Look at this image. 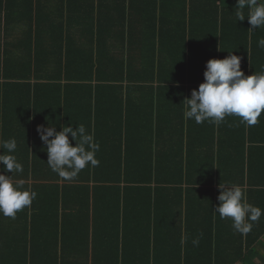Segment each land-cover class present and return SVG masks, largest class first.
<instances>
[{
  "label": "trees",
  "instance_id": "16d2710c",
  "mask_svg": "<svg viewBox=\"0 0 264 264\" xmlns=\"http://www.w3.org/2000/svg\"><path fill=\"white\" fill-rule=\"evenodd\" d=\"M57 1L54 13L68 17L70 0ZM97 1L81 0L72 11L81 19L77 40L60 32L56 19L50 34L42 33L40 2L0 0V141L16 139L24 172L14 179L37 192L15 218L0 214V264H264V214L241 235L213 211L220 182L242 186L248 202L264 210V112L250 127L233 116L210 123L217 126L218 155L198 168L189 151L165 150L158 121V110H182L186 124L182 100L203 82L210 58L233 51L246 75L264 72L257 44L264 28L237 21L236 0H148L144 14L135 13L134 0ZM179 2L174 14L166 12ZM20 13L29 34L14 37ZM138 16L151 28L142 37ZM72 109L82 110L79 123L99 144L100 163L66 181L49 168L36 129L49 121L59 131ZM98 110H115L112 130H98ZM137 122L147 131L140 160L128 136ZM172 196L179 217L159 205ZM206 200V213L197 215Z\"/></svg>",
  "mask_w": 264,
  "mask_h": 264
},
{
  "label": "clouds",
  "instance_id": "9594fccd",
  "mask_svg": "<svg viewBox=\"0 0 264 264\" xmlns=\"http://www.w3.org/2000/svg\"><path fill=\"white\" fill-rule=\"evenodd\" d=\"M247 9V14H245ZM237 21L246 18L250 30L264 28V0H236ZM264 49V38L257 42ZM241 57L229 52L224 58H210L203 72L204 80L191 90L183 101V117L196 124L206 121L219 125L227 117H238L240 123L254 126L264 112V72L246 75L241 67ZM57 123L37 125V134L47 152L49 168L60 178L71 181L86 167L99 166L96 153L99 144L82 124L60 126ZM72 141H75L73 145ZM0 214L15 218L17 213L31 206L37 192L25 188L23 179L14 177L24 172L23 165L14 154L17 141L10 138L0 141ZM219 203L213 210L220 219H230L232 228L241 235L249 233L253 222H258L264 210L250 204L246 190L235 183H219ZM199 244V237L192 241Z\"/></svg>",
  "mask_w": 264,
  "mask_h": 264
},
{
  "label": "crops",
  "instance_id": "0c3cea01",
  "mask_svg": "<svg viewBox=\"0 0 264 264\" xmlns=\"http://www.w3.org/2000/svg\"><path fill=\"white\" fill-rule=\"evenodd\" d=\"M36 1L40 2L41 4L42 19H41L40 27H41L42 33L46 34V36L49 35L50 34L49 33L50 22L53 19L54 20L56 19L58 21L57 27L60 29V32L63 31L65 35L69 34L75 37L77 40L81 39V37L83 36L81 27L77 24L79 20H81L80 15L74 16L72 12V11L76 12L77 10L82 8L80 5L81 0H70L72 4V8H71L72 10L70 11L68 17L67 15L65 16L64 14V18L63 16H60L59 13H54V12H57V8L55 10V5L52 2L53 0H36ZM100 1L107 4V6L114 4V0H100ZM134 1H135V4L133 6V9L136 11L135 13L139 11L144 14L145 10L143 8L144 6L147 7V4L149 3V1L148 0H134ZM57 2L61 4L59 0ZM97 2L98 1L96 0V3ZM76 3H78L80 7L79 5H76ZM179 6H182L180 2L179 4L175 3V6L172 3L166 12H168L169 14L170 13L174 14L173 9L174 8L176 9L177 7L179 8ZM106 10L107 8L103 9V11H106ZM61 11H63V9H60V12ZM138 18H139L138 27L135 28L136 29L135 32H137L142 37L143 35L149 33L151 28L149 24L147 23V20H145L143 16H138ZM29 26L30 24H29L28 17H25L22 13H20L19 15H17L16 20L12 22L11 36L15 37L17 35H20V36L25 35L24 34L26 33L25 30H28L30 28ZM28 34L29 32L26 33V35ZM70 44L71 46L74 45L72 43ZM167 49L168 47L165 48L164 50L166 51ZM203 50L204 49H202V51ZM134 111L136 112V110H133V112ZM149 111L151 112V110ZM181 111L182 110H158L159 128L161 129V135L159 136V140L161 142V145L164 146V148H166L165 149L166 151L170 150L172 151V153H173V149L175 150V153L176 151L180 149H183L184 152L189 151L190 161L196 166V168H198L200 164H204V166L206 167L207 163L210 162L209 160H211L212 158V153H215L218 155V139L219 138L217 134V126H216V131H215L214 129H212L210 123L207 121L203 124H196L195 122H193L190 124L191 127L189 126L190 128L188 129L187 121L185 125L182 123V119L180 117ZM54 112L52 111V113ZM113 112L115 113V110H98V118L100 114V119L103 121L101 125H104L103 128H100L97 123L98 130H102L104 128L108 130L113 129L114 123H115L113 122V119H115V114ZM88 114L89 113L85 114L86 117ZM146 114H148L147 111H146ZM139 115H140V111H139ZM68 116H69V121H70L69 124H71L72 126L74 124H80L79 122H82L81 118L84 116V114L82 113V110L72 109L70 110ZM14 120H15V117L13 118V121ZM137 123L138 124L136 123L133 124V129L131 130L130 134H128V136H129V143L131 142L133 146L132 147L133 152L131 155L134 159L138 158L140 160L141 154L143 153L141 149L145 145L144 136L146 135L145 132L147 131L145 128V124H142L140 122H137ZM223 123H227V122L224 121ZM224 128L226 127H224L223 125V134H224L223 138L224 136H226V132H227ZM152 138H153V135L151 139H149L150 143L152 141ZM196 174L199 177V174L195 173V175ZM195 175L194 177H196ZM204 178L209 179L210 175L207 174ZM169 198H170L169 203L164 198L163 202L161 201L159 205H161V207L165 209V206L167 204V206H170L172 211L176 213V216L179 217V199L174 196L169 197ZM207 202L208 201L206 200L204 206L203 207L201 206L200 209L198 208L196 210V212L198 213L197 215H199V213L200 214L206 213V210L204 209V207L207 204ZM167 214H168V211L165 210V215ZM205 216L206 214L202 215L201 219L202 218L204 219ZM163 222L164 223H161V224H164L163 227L166 228L165 227V224L167 222L166 219L165 221L163 220ZM196 222H197V219L195 220L192 219V224ZM237 264H240V263H237Z\"/></svg>",
  "mask_w": 264,
  "mask_h": 264
}]
</instances>
